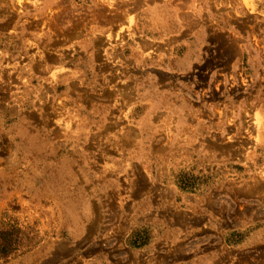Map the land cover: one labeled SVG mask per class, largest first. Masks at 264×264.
Segmentation results:
<instances>
[{
    "label": "rangeland",
    "instance_id": "1",
    "mask_svg": "<svg viewBox=\"0 0 264 264\" xmlns=\"http://www.w3.org/2000/svg\"><path fill=\"white\" fill-rule=\"evenodd\" d=\"M0 264H264V0H0Z\"/></svg>",
    "mask_w": 264,
    "mask_h": 264
}]
</instances>
